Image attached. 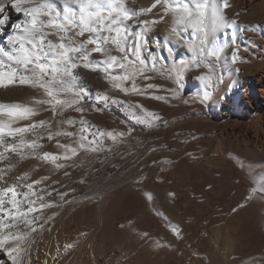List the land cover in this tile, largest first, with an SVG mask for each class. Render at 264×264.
I'll use <instances>...</instances> for the list:
<instances>
[{"label":"rangeland","instance_id":"374dc122","mask_svg":"<svg viewBox=\"0 0 264 264\" xmlns=\"http://www.w3.org/2000/svg\"><path fill=\"white\" fill-rule=\"evenodd\" d=\"M256 1L260 2V0ZM181 2L183 3L184 0ZM126 3L129 7L137 9L144 7V0H126ZM223 3L224 0H206L204 9L205 19L208 21L206 46L211 48L213 44L217 45L218 56L202 57L197 61L194 54L185 46L186 44L199 46V40L189 35L192 31L189 28L182 37L173 34V40L178 41L176 44L182 45L183 48L176 50L172 57L167 55L168 66L180 61L191 63V66L179 77V82L175 73L171 77L166 73H149L153 76L152 80H138L141 86L147 83L158 85V88L150 91L155 95L169 97L167 100L124 96L123 93L111 88L103 79L102 73L82 67L77 70L92 97V99L85 97V101L82 102L87 109L85 119L96 126L91 131L97 132L98 135V130H114L115 133H124V135H118L115 141L106 137L100 150L93 151V155L82 162V180L88 185L81 188L80 184H76L80 177L76 174L72 178L61 180L60 184L56 185L57 188L62 191L76 189L68 197H82L85 191H89L90 197H96L119 186L121 177L138 180L143 179L150 172V176L154 175L157 185L166 188L164 193L159 191L153 193L154 204L172 224H179L182 228L190 226L194 229L202 220L204 223L201 230L204 232L214 210L226 204L232 211L246 207L248 214L258 213L259 217L264 219V158L255 143L257 137L264 139V45L262 44L264 28L260 26L258 29H245L247 34L242 42L247 49L241 54L247 61L242 63L240 68L241 77L230 78L229 70L226 69L227 64L221 61V57L223 54L227 55V51L236 52L232 42L237 45L238 38L230 36L223 44L222 32L225 24L223 23L224 27L223 24L219 26L213 24V21L220 16L219 11L226 13ZM174 7V4H170L169 8ZM165 8L159 10L164 19L160 23L148 26L151 28L150 33H154L159 38L161 26L167 27L166 35H169L174 26L173 21L179 19L176 12L169 11L165 14ZM231 9H227V13ZM229 12L236 13L233 10ZM154 13L158 12L154 11ZM145 16L146 14L141 18L149 19ZM235 20L238 27L243 26L240 17ZM131 27L135 28L136 25L133 24ZM175 27L182 30L183 25H175ZM144 55L147 56V53ZM196 62L200 63L199 68L195 67ZM208 63L212 64L213 72L207 67ZM157 68H160V64ZM119 71L113 70V73ZM202 75H211V81L207 86L205 81L199 79ZM237 81L239 84H236ZM227 82L229 85L226 88ZM30 88L33 92L26 95L23 103L34 107H46L32 104V98L42 97L43 92L38 87ZM170 89L175 93V98H172V94L168 91ZM105 90L110 95L123 100H139L148 110L159 115L161 120L156 121L155 126L149 127L137 123L127 111H121L115 105L103 111H96L93 105L97 108H102L103 105L94 99L95 94L97 91ZM206 92L209 98L204 100ZM66 116L78 120L80 114L69 110ZM51 117L50 111H41L33 119L42 120ZM78 127L77 124L76 128ZM73 130V127L65 125L64 131ZM60 142L72 143L71 140L62 138ZM40 150L41 154L62 152V149L56 147L55 140L46 139L43 140ZM75 158L74 156L68 161L61 159L58 163L64 161L66 165H71ZM40 162L41 167L52 164L49 161L40 160ZM101 177H108V180L99 181ZM144 185L148 187L147 183ZM121 190L123 191V188L117 190L115 201L124 194ZM170 193L174 195L170 196ZM130 196L137 195L134 193ZM195 198H199V201ZM56 199L58 201L60 197L53 193L52 200ZM142 207L143 203L139 197L137 199L127 197L124 200L123 211L129 209L137 211ZM82 209L83 206H77L78 215ZM94 209L95 206L87 207V216ZM197 209L202 211V216L196 221L197 225L188 224V219L195 217ZM52 213H57V209ZM173 216L180 218L181 222ZM156 222V218H150L146 224L153 231L158 228ZM167 224L170 225V222ZM197 239L199 243L195 244V247L191 246L196 253L204 244L202 236L198 235Z\"/></svg>","mask_w":264,"mask_h":264},{"label":"snow or ice","instance_id":"6c2138e0","mask_svg":"<svg viewBox=\"0 0 264 264\" xmlns=\"http://www.w3.org/2000/svg\"><path fill=\"white\" fill-rule=\"evenodd\" d=\"M161 2L174 4V8L166 7L164 13L176 12L179 19L173 21L174 26L169 35L162 39L155 38L158 48L167 47L169 57H172L173 48L169 45L178 42L173 40V34L182 37L191 28L189 35L199 40V46H185L197 61L202 57L219 55V48L215 44L211 48L206 46V0H184L183 3L181 0H156L149 7L139 9L129 7L126 0H0V31L11 27V33L4 42L7 47H0V87H38L43 96L33 97L32 104L46 106L0 102V113H6L9 117L7 122L0 120V161L10 160L6 153L15 154L21 160L31 154L39 160L51 161L59 169L65 166L58 163L61 159L68 161L82 150L99 151L106 137L115 141L118 135H124L114 130H98V135L91 131L96 126L85 119L87 109L82 102L85 97H92L77 71L81 67L102 73L111 88L124 96L169 99L150 91L158 88V85L147 83L141 86L138 82L152 80L153 76L149 73H166L169 77L175 73L179 82V77L191 66V63L183 61L168 66V57L157 56L149 47L152 38L148 26L162 21L164 17L160 16L158 21L141 17L152 13ZM58 3L62 8L57 7ZM224 7H229L227 0H224ZM9 9L21 14L23 19L12 22ZM224 21L225 17L220 15L213 24L219 26ZM133 24L135 28L131 27ZM175 25H183L182 30ZM248 28L251 26H241V30ZM195 67L199 68L200 63L196 62ZM207 67L210 72L214 71L211 63ZM113 70L120 71L114 74ZM199 79L205 81L207 86L211 75H202ZM168 91L175 98L173 90ZM208 98L206 92L203 99ZM94 99L103 105L102 108L93 105L98 112L115 105L121 111H127L139 124L152 127L156 121L161 120L159 115L148 110L139 100H123L110 95L107 90L97 91ZM69 110L79 113V119L66 116ZM41 111H50L52 117L32 119ZM60 117L63 119H58ZM19 120L31 122L18 127L11 126ZM65 125L74 130L64 131ZM25 134H31V139H26ZM9 137L11 140L7 139ZM61 138L71 140L72 143L63 144ZM45 139L55 140L56 147L62 149V152L40 154L38 150L42 147L41 141ZM11 167L13 165L9 162L7 168ZM70 175V172L64 173L65 177ZM28 177L29 173L25 172L8 181L6 169L0 168V251L7 254L11 264H25V260L30 264L32 233L37 228L42 230L58 214L47 215L46 210L61 206L52 200L53 193L67 204L69 194L76 191L74 188L60 190L56 187L60 181L45 184L44 181L50 177H40L30 182ZM80 182L83 183V180ZM148 196L151 198L150 193ZM172 230L177 236L180 235L178 225L172 226ZM141 235L147 237L149 234L145 232ZM155 243L160 246L158 241ZM71 246L66 245L65 250ZM0 264L5 262L0 260Z\"/></svg>","mask_w":264,"mask_h":264},{"label":"bare ground","instance_id":"6f19581e","mask_svg":"<svg viewBox=\"0 0 264 264\" xmlns=\"http://www.w3.org/2000/svg\"><path fill=\"white\" fill-rule=\"evenodd\" d=\"M155 2L156 0H144L143 6L147 8ZM227 4L229 7H224L226 13L219 11V14L225 17V27L224 24L222 25L224 27L223 44L230 36H237L238 44L232 42L236 52L227 51V55H222L221 61L227 64L226 69L229 70L230 78L234 76L240 78L242 63L247 61L241 54L247 49L242 42L247 33L246 30H241V26L238 27L235 18L240 17L243 26L258 29L260 27L256 26L260 25L264 28V25L261 24H264V0H260V2L256 0H227ZM57 7H61V5L58 3ZM165 7L169 8L170 4L163 2L157 4L152 13L146 14L145 18L158 21L159 17L163 16L159 10ZM229 8H232L231 10L236 13L229 12L231 10L227 13ZM154 11L158 13H154ZM9 15L12 22L23 19L21 14L15 13L11 9H9ZM205 25H208L206 19ZM161 27L160 38L162 39L168 30L167 27ZM10 33V26L0 31V47H7L4 42ZM149 36L152 38L149 47L156 52L157 56L167 57L169 54L167 47L158 48L155 43L157 35L150 33ZM262 44L264 45V43ZM169 46L173 48V53L183 48L182 45L176 43H171ZM237 83L239 84L238 81ZM228 85L229 82H227L226 88ZM32 92L33 90L27 85L0 87V102L5 104L23 103L26 95ZM0 120L7 122L9 117L6 113H0ZM30 122L31 120H19L11 126H23ZM25 138L31 139V134H25ZM7 139L11 140L10 137ZM255 143L264 158V139L257 137ZM38 152L41 154L42 151L39 149ZM6 155L10 160L0 161V168L6 169L8 181L28 172L29 182L40 179V177H50L44 183L51 185L54 181L72 178L78 174L80 177L76 184H80L81 188L88 185L84 181L80 182L83 176L81 167L82 162L93 155L91 150L80 151L71 165H66L64 161L60 162L65 166L59 169L54 163L41 167L40 160L31 154H27L23 160L15 154L6 153ZM9 162L13 165L10 169L7 168ZM66 171L71 175L65 177ZM149 173L143 179L138 180L122 179L123 177H121L118 182L119 186L100 196L90 197L89 191H85L82 197H67L69 200L67 204L61 200H54L61 206L46 210V214L51 215L55 209L58 214L42 230L37 228V231L32 233L30 264H264V219L262 220L258 213L248 214L246 207L232 211L226 204L220 208L218 206L214 210L204 232L201 230L204 223L202 220L201 224H198L194 229L190 226L182 228L179 224H172L171 220L155 206L153 193L157 191L164 193L166 188L158 186L154 175L150 176ZM106 179L108 180V177H101L99 181ZM146 183L148 187L144 185ZM120 188H123L121 191L125 195L123 194L118 201H115L117 190ZM134 193L137 196L131 197L130 194ZM149 193L151 198L148 196ZM127 197L135 199L139 197L143 207L137 211L131 209L123 211L124 200ZM195 200L199 201V198H195ZM77 206H83L80 215L77 214ZM89 206H95V209L87 216L86 210ZM196 212L194 218L188 219V224L196 223L197 225L196 221L202 216V211L197 209ZM150 218H156L157 221L158 228L153 231L146 224ZM174 219L181 222L180 218L174 217ZM168 222L170 225L167 224ZM137 225L141 228H138ZM176 225L179 226V236L172 230V226ZM145 232L149 234L147 237L141 235ZM198 235L204 238V244L196 253L191 246L195 247V244L199 243ZM156 241L159 242V247L156 246ZM192 241L194 243L190 244ZM66 245L72 246L65 250ZM0 260H3L5 264H11L7 254L3 251H0ZM25 264H29V261L25 260Z\"/></svg>","mask_w":264,"mask_h":264}]
</instances>
